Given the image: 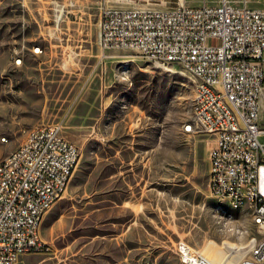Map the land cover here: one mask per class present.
<instances>
[{
	"label": "rangeland",
	"instance_id": "374dc122",
	"mask_svg": "<svg viewBox=\"0 0 264 264\" xmlns=\"http://www.w3.org/2000/svg\"><path fill=\"white\" fill-rule=\"evenodd\" d=\"M105 6L157 5L0 0V159L31 127L57 122L79 149L64 194L40 225L49 249L23 254L16 264H181L180 240L208 257L210 245L234 249L264 237L247 204L231 219L213 209L212 140L192 113L196 80L177 63L156 66L137 50L103 48ZM188 122L193 131L184 130Z\"/></svg>",
	"mask_w": 264,
	"mask_h": 264
},
{
	"label": "built area",
	"instance_id": "2783aa9c",
	"mask_svg": "<svg viewBox=\"0 0 264 264\" xmlns=\"http://www.w3.org/2000/svg\"><path fill=\"white\" fill-rule=\"evenodd\" d=\"M146 1L157 6L102 8L101 46L137 50L156 66L177 63L195 75L199 107L193 120L212 140L210 192L252 199L264 229V6H253V0ZM211 38L216 44L208 43ZM194 123L188 122V132ZM78 158V147L57 122L31 127L0 159V264L49 249L37 217L64 194ZM176 252L181 264H221L182 240ZM235 264H264V237L253 236L247 255Z\"/></svg>",
	"mask_w": 264,
	"mask_h": 264
},
{
	"label": "bare ground",
	"instance_id": "6f19581e",
	"mask_svg": "<svg viewBox=\"0 0 264 264\" xmlns=\"http://www.w3.org/2000/svg\"><path fill=\"white\" fill-rule=\"evenodd\" d=\"M61 10H62V8H61ZM56 19H57V17H56ZM12 57L16 58V60H21V57L19 56L17 50H15V49L12 52ZM192 76H193L194 80H196L195 75H192ZM198 107H199V87L196 84L194 94H193V98H192V113H197ZM187 126H188V123L184 124V130L185 131H187ZM71 175L72 174H70V176H68V178H67V185L69 183ZM211 194L215 199H218V200H216L213 209L215 210V213H217L221 218L231 219L232 215H233V211H236V209H239L240 207H244L247 204L249 206L248 208L251 209V215H252L253 222L259 227V213H255V207L253 205L252 199H244V200L232 199L230 197L218 196V193H211ZM60 197L61 196H57V199H59ZM52 205H53V203L50 205H47V210ZM42 218L43 217H37V229H40V224H41ZM263 219H264V212H263ZM250 242H251V240H250ZM250 242L246 245L237 246L234 249H233L232 245L229 243L224 244L222 247L210 245V253L208 254V258L215 261V262H219L221 264H227V263L231 262L237 256L238 253H242V252L247 251ZM208 243L212 244V242H208ZM232 252H233V254H232Z\"/></svg>",
	"mask_w": 264,
	"mask_h": 264
},
{
	"label": "crops",
	"instance_id": "0c3cea01",
	"mask_svg": "<svg viewBox=\"0 0 264 264\" xmlns=\"http://www.w3.org/2000/svg\"><path fill=\"white\" fill-rule=\"evenodd\" d=\"M41 49V48H40ZM44 50L42 49V52H43ZM260 121H261V123L263 124V126H264V97H263V99H262V102H261V108H260ZM43 219V218H42ZM41 222H42V220H41ZM41 225V224H40Z\"/></svg>",
	"mask_w": 264,
	"mask_h": 264
}]
</instances>
